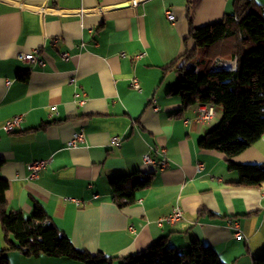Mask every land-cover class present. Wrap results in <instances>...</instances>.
I'll return each mask as SVG.
<instances>
[{
	"label": "crops",
	"instance_id": "obj_1",
	"mask_svg": "<svg viewBox=\"0 0 264 264\" xmlns=\"http://www.w3.org/2000/svg\"><path fill=\"white\" fill-rule=\"evenodd\" d=\"M232 3L0 0V178L8 182V209L30 217L37 201L76 250L116 256L114 264L160 238L180 253L199 240L225 264H252L264 252V183L235 184L238 174L229 171L226 155L196 146L221 119L222 107L213 106L209 122H192L198 104L181 112L180 97L171 92L181 74L170 66L194 49L190 27L220 22L233 12ZM250 4L264 6V0ZM166 11L174 19L167 20ZM35 48L42 66L18 58ZM219 64L235 66L226 58ZM133 76L140 91L130 86ZM16 115L20 124L4 132ZM80 127L84 143L66 148ZM113 137L121 138L118 146L111 145ZM150 147L166 149L167 167L142 162ZM46 158V168L29 178L27 164ZM231 161L264 164V133ZM135 171L152 174L151 184L119 208L109 179ZM175 207L182 211L179 221L156 225ZM234 222L242 238L233 235ZM5 246L0 227V249ZM6 255L10 264H83L17 250Z\"/></svg>",
	"mask_w": 264,
	"mask_h": 264
},
{
	"label": "trees",
	"instance_id": "obj_2",
	"mask_svg": "<svg viewBox=\"0 0 264 264\" xmlns=\"http://www.w3.org/2000/svg\"><path fill=\"white\" fill-rule=\"evenodd\" d=\"M251 0H233V12L218 23L191 26L189 39L194 49L172 63L181 78L171 88L180 97V111L196 104L222 107L221 119L198 140L197 147L226 155L229 171L238 174L235 183L257 187L264 183V164H235L231 157L245 150L264 133V6H251ZM220 58L235 62L233 68L219 64ZM179 59H183L178 65ZM193 59V60H192ZM192 60L186 71L185 64ZM3 161L0 159V167ZM152 174L135 171L109 179L111 201L119 208L135 200L136 191L151 184ZM8 182L0 178V227L6 246L0 249V264H10L7 251L24 257H56L83 264H114L118 258L102 252L78 251L56 226L41 204L33 203L30 217L8 209L5 191ZM212 247L191 241L180 253L154 241L145 250L121 258V264H225ZM264 264V252L252 259Z\"/></svg>",
	"mask_w": 264,
	"mask_h": 264
},
{
	"label": "built area",
	"instance_id": "obj_3",
	"mask_svg": "<svg viewBox=\"0 0 264 264\" xmlns=\"http://www.w3.org/2000/svg\"><path fill=\"white\" fill-rule=\"evenodd\" d=\"M167 15V20L174 19L173 14L170 11L165 12ZM57 43V38H53L51 40V44L55 45ZM41 51L38 48H35L33 50H30V52H22L18 54V58L20 60L25 61L28 64L31 65H39L42 66L44 63L43 59L40 56ZM123 55V54H122ZM143 56V54L135 55L132 60L139 59ZM61 58L65 61L68 60L69 55L65 51L61 53ZM9 83V82H8ZM130 86L132 89L136 91H140L141 87L139 85L138 78L136 76H133L131 78ZM156 109V108H155ZM214 108L212 104H198L196 107V114L195 116L189 120L192 122H209L214 117ZM22 120V116L16 115L4 123L1 129L4 130L6 133H11L15 128L17 127ZM187 123V120L184 121ZM85 131L83 128H78L74 131L72 138L68 142H66V148H74L82 143H84L85 139ZM121 138L119 137H113L110 140L111 145L118 146L120 143ZM169 158L166 152L165 148H153L150 147L149 150L143 155L142 162L144 164L154 165L160 169H163L168 166L169 164ZM50 158L46 159H38L33 160L31 163L29 162L27 164V170H28V177L29 178H37L42 170L46 168V165L49 163ZM197 170L202 169V164H197L196 166ZM262 195H264V191L262 192ZM74 201V203H77L78 201L75 199H70V201ZM78 204V203H77ZM182 218V211L179 207L173 208L170 213L162 218H159L157 221L158 226H161L162 223H170L174 224L175 222L179 221ZM234 228V236L235 238H242V231L238 227V223L234 222L232 224Z\"/></svg>",
	"mask_w": 264,
	"mask_h": 264
},
{
	"label": "rangeland",
	"instance_id": "obj_4",
	"mask_svg": "<svg viewBox=\"0 0 264 264\" xmlns=\"http://www.w3.org/2000/svg\"><path fill=\"white\" fill-rule=\"evenodd\" d=\"M225 67H227V68H230V66H225ZM187 69H189V64L186 66V71H188Z\"/></svg>",
	"mask_w": 264,
	"mask_h": 264
}]
</instances>
